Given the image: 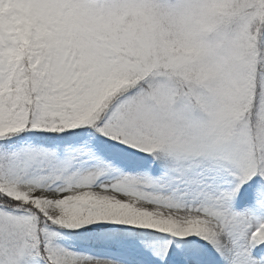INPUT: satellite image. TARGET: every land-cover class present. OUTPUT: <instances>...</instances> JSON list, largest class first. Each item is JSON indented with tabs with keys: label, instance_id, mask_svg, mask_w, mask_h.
<instances>
[{
	"label": "snow or ice",
	"instance_id": "1",
	"mask_svg": "<svg viewBox=\"0 0 264 264\" xmlns=\"http://www.w3.org/2000/svg\"><path fill=\"white\" fill-rule=\"evenodd\" d=\"M0 264H264V0H0Z\"/></svg>",
	"mask_w": 264,
	"mask_h": 264
}]
</instances>
